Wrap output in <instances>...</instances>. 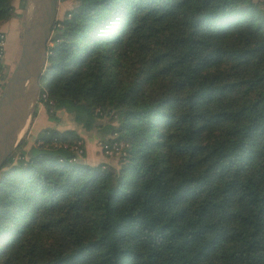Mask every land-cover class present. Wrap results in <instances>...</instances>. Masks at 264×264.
Masks as SVG:
<instances>
[{
	"label": "trees",
	"instance_id": "1",
	"mask_svg": "<svg viewBox=\"0 0 264 264\" xmlns=\"http://www.w3.org/2000/svg\"><path fill=\"white\" fill-rule=\"evenodd\" d=\"M44 91L55 123L0 168V264H264V0H71Z\"/></svg>",
	"mask_w": 264,
	"mask_h": 264
},
{
	"label": "water",
	"instance_id": "2",
	"mask_svg": "<svg viewBox=\"0 0 264 264\" xmlns=\"http://www.w3.org/2000/svg\"><path fill=\"white\" fill-rule=\"evenodd\" d=\"M57 1L27 0L19 56L0 93V168L14 150L37 100Z\"/></svg>",
	"mask_w": 264,
	"mask_h": 264
},
{
	"label": "rangeland",
	"instance_id": "3",
	"mask_svg": "<svg viewBox=\"0 0 264 264\" xmlns=\"http://www.w3.org/2000/svg\"><path fill=\"white\" fill-rule=\"evenodd\" d=\"M27 0H25V7H26ZM71 3V0L62 1L58 0L57 4V16L60 17L62 15L63 10L68 7ZM24 7V8H25ZM20 6V1L15 0L14 2V15L11 16L7 21L4 22L3 26L0 27V31L4 34V37L0 39V93L3 87V84L7 77L9 76L11 70L14 68L16 61L19 56L20 48H21V41H22V32L27 8L24 10ZM45 92V91H44ZM41 95L38 93L37 100L31 106L30 112L26 118V122L24 127L22 128L19 139L25 135L27 144L30 143H38V140H35L36 132L43 128L45 125L55 123L53 120H49L48 114L45 110V106L43 105L42 101L40 100ZM47 97V93H46ZM57 116L59 117V122L61 127L63 126H72L76 128L78 131L82 133L83 139H80L76 142L75 148H78V144L83 143V147L85 148V160L90 164H97L99 162H107L114 166H118L120 162V157H124V155L117 154V153H107L103 148L102 138L104 133L106 132L105 121L101 124L100 128H92L88 132L91 135H95L96 139H88L85 136L88 134L87 131L82 130V127L75 123L71 118V115L65 111L57 112ZM94 133V134H93ZM99 136V137H98ZM17 141V143H18ZM125 144V143H124ZM127 146V144H126ZM79 152V150H78ZM127 153V151H126Z\"/></svg>",
	"mask_w": 264,
	"mask_h": 264
},
{
	"label": "built area",
	"instance_id": "4",
	"mask_svg": "<svg viewBox=\"0 0 264 264\" xmlns=\"http://www.w3.org/2000/svg\"><path fill=\"white\" fill-rule=\"evenodd\" d=\"M3 37H4V34H2V32L0 31V39H2ZM0 52H1V50H0ZM0 65H1V62H0ZM41 98H42V100L47 99L46 92L41 93ZM125 146H126V144H124L122 142H113L112 144H108V143L103 144V148L105 149V152L112 153V154H114V153L118 154L119 153L121 155H124L126 152V150L124 148ZM77 147H78L77 149L79 151H81L80 146H77Z\"/></svg>",
	"mask_w": 264,
	"mask_h": 264
},
{
	"label": "crops",
	"instance_id": "5",
	"mask_svg": "<svg viewBox=\"0 0 264 264\" xmlns=\"http://www.w3.org/2000/svg\"><path fill=\"white\" fill-rule=\"evenodd\" d=\"M27 7L24 8V10L26 9ZM24 25V23L22 24V26Z\"/></svg>",
	"mask_w": 264,
	"mask_h": 264
},
{
	"label": "bare ground",
	"instance_id": "6",
	"mask_svg": "<svg viewBox=\"0 0 264 264\" xmlns=\"http://www.w3.org/2000/svg\"><path fill=\"white\" fill-rule=\"evenodd\" d=\"M23 131V130H22ZM21 136V135H20Z\"/></svg>",
	"mask_w": 264,
	"mask_h": 264
}]
</instances>
